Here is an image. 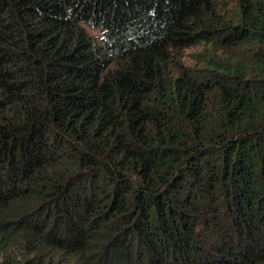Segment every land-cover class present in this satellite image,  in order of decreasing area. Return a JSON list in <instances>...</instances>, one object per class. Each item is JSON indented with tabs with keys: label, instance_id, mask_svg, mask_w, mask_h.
<instances>
[{
	"label": "trees",
	"instance_id": "1",
	"mask_svg": "<svg viewBox=\"0 0 264 264\" xmlns=\"http://www.w3.org/2000/svg\"><path fill=\"white\" fill-rule=\"evenodd\" d=\"M0 264H264V0H0Z\"/></svg>",
	"mask_w": 264,
	"mask_h": 264
},
{
	"label": "rangeland",
	"instance_id": "2",
	"mask_svg": "<svg viewBox=\"0 0 264 264\" xmlns=\"http://www.w3.org/2000/svg\"><path fill=\"white\" fill-rule=\"evenodd\" d=\"M199 51H200L199 48L187 49L183 52L181 60L188 65H193L194 64L193 55L195 52H199Z\"/></svg>",
	"mask_w": 264,
	"mask_h": 264
}]
</instances>
